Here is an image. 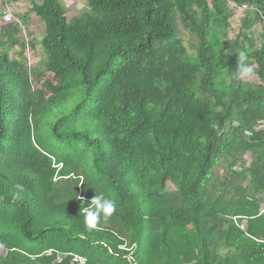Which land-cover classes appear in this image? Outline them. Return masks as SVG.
<instances>
[{
  "label": "trees",
  "instance_id": "trees-1",
  "mask_svg": "<svg viewBox=\"0 0 264 264\" xmlns=\"http://www.w3.org/2000/svg\"><path fill=\"white\" fill-rule=\"evenodd\" d=\"M85 1L0 30V264H264V0ZM95 192L117 210L90 229Z\"/></svg>",
  "mask_w": 264,
  "mask_h": 264
},
{
  "label": "rangeland",
  "instance_id": "rangeland-1",
  "mask_svg": "<svg viewBox=\"0 0 264 264\" xmlns=\"http://www.w3.org/2000/svg\"><path fill=\"white\" fill-rule=\"evenodd\" d=\"M68 12V17L72 18L74 16L81 15L82 13L87 11V4L85 0H57ZM37 4H42L43 0H34ZM28 0H0V27L3 26V13L6 9H10L13 13L15 19L20 20L22 13L28 9L29 6ZM238 14H236V17L233 18V31L229 33V37L232 38L236 35L237 32V25L238 24ZM181 28V36L184 43V46L188 49L189 53L194 54V50L191 48V42L190 37L188 36V33L185 32ZM23 32L21 35V40L26 43L28 41L29 33L34 38V48L32 49L30 45L27 46V50L24 54V56L21 58V60H25L27 62V65L32 68H40L42 64L45 61V56L42 52L41 48V41L44 36V30L45 27L43 23L38 18H32L30 26L28 28H23ZM260 29L257 27L254 30V37L257 41V38L259 37ZM29 48V49H28ZM11 58H19L20 48L15 47L12 50L8 51ZM247 162L249 163V159L247 158Z\"/></svg>",
  "mask_w": 264,
  "mask_h": 264
},
{
  "label": "clouds",
  "instance_id": "clouds-1",
  "mask_svg": "<svg viewBox=\"0 0 264 264\" xmlns=\"http://www.w3.org/2000/svg\"><path fill=\"white\" fill-rule=\"evenodd\" d=\"M238 62L234 70V77L238 80L251 79L255 76V65L249 60L246 51L241 50L236 55ZM82 213L84 215V223L90 229H95L103 220L107 221L116 212V203L113 199L105 196L104 193L97 194L91 199L90 203L83 201Z\"/></svg>",
  "mask_w": 264,
  "mask_h": 264
},
{
  "label": "built area",
  "instance_id": "built-area-1",
  "mask_svg": "<svg viewBox=\"0 0 264 264\" xmlns=\"http://www.w3.org/2000/svg\"><path fill=\"white\" fill-rule=\"evenodd\" d=\"M2 21L5 25L11 24V23H17L18 20L15 19L13 13L11 11H7L3 13ZM29 49V48H28ZM264 130V121L259 124V126L256 128V131ZM245 136L247 138H251L253 136V132L246 131ZM58 263H62V259L58 258ZM69 264H87V260L85 258L79 257V256H73Z\"/></svg>",
  "mask_w": 264,
  "mask_h": 264
},
{
  "label": "crops",
  "instance_id": "crops-1",
  "mask_svg": "<svg viewBox=\"0 0 264 264\" xmlns=\"http://www.w3.org/2000/svg\"><path fill=\"white\" fill-rule=\"evenodd\" d=\"M29 1V3L31 4V1H34V0H28ZM30 4H29V6H30ZM30 8V7H29ZM29 8L28 9H26L23 13H22V15L21 16H19V17H23V16H25V14L27 13V11L29 10ZM7 11H11L10 9H6L4 12H2V13H5V12H7ZM36 16L34 15V14H30L29 15V17H28V19H29V24H28V26H23V28H28L29 26H30V23H31V19L32 18H35ZM3 25H5L4 23H3ZM0 30H1V27H0ZM29 38V37H28ZM26 43H28V41L26 42ZM28 46V45H27Z\"/></svg>",
  "mask_w": 264,
  "mask_h": 264
}]
</instances>
